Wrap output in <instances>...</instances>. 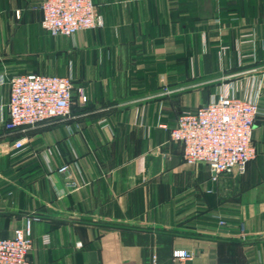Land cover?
Wrapping results in <instances>:
<instances>
[{
	"label": "crops",
	"instance_id": "crops-1",
	"mask_svg": "<svg viewBox=\"0 0 264 264\" xmlns=\"http://www.w3.org/2000/svg\"><path fill=\"white\" fill-rule=\"evenodd\" d=\"M40 1L0 0V237L32 218L30 264H264V0H93L103 27L70 36ZM63 63L69 116L5 129L10 77ZM220 93L261 112L255 158L212 179L170 130Z\"/></svg>",
	"mask_w": 264,
	"mask_h": 264
},
{
	"label": "built area",
	"instance_id": "built-area-1",
	"mask_svg": "<svg viewBox=\"0 0 264 264\" xmlns=\"http://www.w3.org/2000/svg\"><path fill=\"white\" fill-rule=\"evenodd\" d=\"M39 9L43 27L51 36H70L79 30L104 25L93 0H41ZM8 83L5 129L69 116L72 98L69 74L20 73L11 76ZM260 112L257 101L220 93L207 103L179 114L170 130L171 140L180 145L187 164L207 165L212 179L225 172L240 174L256 156L253 130ZM24 145L25 139L17 138L11 147L19 150ZM66 170V165L59 168L60 172ZM66 185L76 187L71 181ZM31 220L28 218L24 226L14 228L11 236L0 237V264H30ZM43 240H48L47 235ZM171 254L176 264H189L192 257L183 248H174Z\"/></svg>",
	"mask_w": 264,
	"mask_h": 264
},
{
	"label": "rangeland",
	"instance_id": "rangeland-1",
	"mask_svg": "<svg viewBox=\"0 0 264 264\" xmlns=\"http://www.w3.org/2000/svg\"><path fill=\"white\" fill-rule=\"evenodd\" d=\"M64 56H65V55H64ZM65 57H68V54H66ZM67 70H68V68H67L66 65H64V63H63V66L61 67V69H60L59 71H57V73H58V74H64V73L67 72Z\"/></svg>",
	"mask_w": 264,
	"mask_h": 264
}]
</instances>
